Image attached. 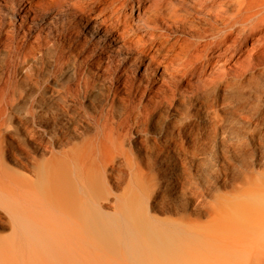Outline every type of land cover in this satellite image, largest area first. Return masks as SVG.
Wrapping results in <instances>:
<instances>
[{"label": "bare ground", "instance_id": "obj_1", "mask_svg": "<svg viewBox=\"0 0 264 264\" xmlns=\"http://www.w3.org/2000/svg\"><path fill=\"white\" fill-rule=\"evenodd\" d=\"M0 63L2 108L35 69L100 104L88 135L52 145L32 176L0 150V206L11 218L0 264H264V151L257 163L250 154V140L264 139V0H0ZM200 96L214 116L192 134L193 149L215 141L237 178L203 205L171 156L146 169L125 144L134 128L158 124L164 105ZM211 168L197 167L206 187Z\"/></svg>", "mask_w": 264, "mask_h": 264}, {"label": "rangeland", "instance_id": "obj_2", "mask_svg": "<svg viewBox=\"0 0 264 264\" xmlns=\"http://www.w3.org/2000/svg\"><path fill=\"white\" fill-rule=\"evenodd\" d=\"M47 65L48 60H45L44 67ZM2 75L0 63V80ZM258 75L264 85V73L259 72ZM17 84L20 91V95L17 94V104L0 107V150L9 165L27 176H32L31 167L34 161L48 156L52 145L56 149L70 146L88 135L100 104L93 93L84 99L80 92H67L60 86H54L45 72L38 69L24 72ZM187 109L191 117L184 122L183 116ZM210 109L206 96L197 97L189 103L178 101L173 105H164L159 110L158 124L149 126L142 133L134 128V136L125 142L127 148L132 146V160L142 163L146 169L149 164L159 170L163 156H171L178 173L194 177L193 182L197 183L195 189L198 191L195 195H198L200 205L212 200L215 194L230 192L237 179L233 169H223L220 159L222 153L216 148L215 141L206 142L200 150L193 149L192 134L202 133L204 126L212 120L214 113ZM218 110L225 120L230 119L232 108L220 104ZM180 122L186 125L179 129ZM167 126L175 133L171 144L173 147L169 150L165 147L163 134ZM224 126L220 125V131ZM256 139L259 140V136ZM263 140L261 144L250 140V154L256 163L262 158ZM232 159L236 161L234 157ZM116 160L120 162L122 159L117 157ZM203 162L209 163L213 169L209 172L208 187L198 181L197 167ZM110 171L111 167L109 173ZM109 180L114 185V178L110 176ZM189 202L188 208L194 214L193 217L205 220L207 208L196 209L192 198ZM157 214L164 215L160 212ZM172 216H175L174 213ZM10 226L11 218L0 206V234H9Z\"/></svg>", "mask_w": 264, "mask_h": 264}]
</instances>
